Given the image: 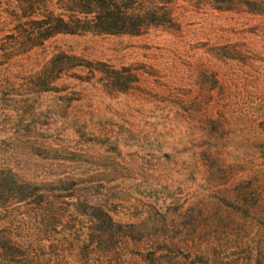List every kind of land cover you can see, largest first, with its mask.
<instances>
[{"label":"trees","instance_id":"obj_1","mask_svg":"<svg viewBox=\"0 0 264 264\" xmlns=\"http://www.w3.org/2000/svg\"><path fill=\"white\" fill-rule=\"evenodd\" d=\"M212 16L230 25L195 39ZM152 31L178 43L150 66L47 47L59 35ZM70 81L170 109L145 135L124 125L96 137L82 119L60 122ZM46 95L60 99L45 107ZM61 126L115 156L149 145L158 170L184 182V202L115 220L102 166L72 159L70 139L54 143ZM0 264H264V0H0Z\"/></svg>","mask_w":264,"mask_h":264},{"label":"rangeland","instance_id":"obj_2","mask_svg":"<svg viewBox=\"0 0 264 264\" xmlns=\"http://www.w3.org/2000/svg\"><path fill=\"white\" fill-rule=\"evenodd\" d=\"M200 23L199 28H194L198 31L195 39L209 34L219 24L230 25L228 21L215 16ZM192 39V35H188L186 40ZM177 43L174 35L152 31L139 37L59 35L53 38L47 47L50 50L59 48L82 58L120 67L142 63L150 66L159 56L158 49H169ZM151 83L147 87H151ZM70 85L75 91L65 98L69 110L66 112L65 108L60 113L63 118L60 122L64 123L65 118L82 119L86 123L87 131L96 137H120L123 135L121 127L124 125L132 127L135 135H145L151 122L150 117L170 109L168 105L159 104L151 97L139 101L140 95L137 92L131 95L109 94L103 83L96 81L87 85L70 81ZM57 99H60L59 95H46L42 98V103L45 107H50ZM54 138L56 144L65 143V139L73 141L72 147L78 153H74L72 159H82L102 166L98 178L103 182L102 197L104 202L110 205L115 220L140 221L144 219L141 212L147 211V206L153 207L157 203V208L165 207L171 200L169 197L173 195H177L179 204L184 202L187 193L184 182L178 180L171 183L170 177L158 170L161 167L156 162L157 159L152 157L153 150L147 144L130 142V145L121 149V155L115 156L97 147L81 145L75 136L67 133L64 126H61L58 134L54 133ZM80 150L83 151L82 154ZM139 167L146 168L147 172H140Z\"/></svg>","mask_w":264,"mask_h":264}]
</instances>
